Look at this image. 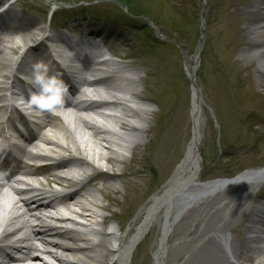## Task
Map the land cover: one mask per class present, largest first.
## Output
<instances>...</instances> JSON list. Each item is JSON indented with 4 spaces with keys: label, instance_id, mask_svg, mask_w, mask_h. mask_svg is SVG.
Segmentation results:
<instances>
[{
    "label": "rangeland",
    "instance_id": "1",
    "mask_svg": "<svg viewBox=\"0 0 264 264\" xmlns=\"http://www.w3.org/2000/svg\"><path fill=\"white\" fill-rule=\"evenodd\" d=\"M20 1L23 2L15 3V7L22 10L28 19L37 20L38 16L36 18V13L24 3L26 1ZM36 1H41L42 5L47 4L45 0ZM61 1H65L67 5H77L78 2V0ZM113 1L115 6L110 4L111 0H105L98 5V8L96 6V9L76 7L68 10L66 11L68 14L72 11H80L82 14L80 13L70 21L68 19L71 16H67L68 19L66 22L65 18V23H68L69 31L75 33L77 30H71L70 27L73 24L78 26L80 20L88 28L93 23H96L97 26L101 25L104 20V24L108 25L107 31L109 27L116 31L112 34V38L117 41L116 51L130 57L135 71L144 76L141 78V84L145 98L152 110L148 129L141 134L140 145L133 149V153L124 152L123 156L126 159L106 162L107 166L113 170L118 172L122 170L123 176L113 179L114 182H117L115 191H112V188L105 190L107 193L106 202L101 201V204L107 206L108 212L93 208L94 212L112 219L110 225L113 229L119 226L121 229L123 228V232L129 228L126 222L131 213L138 207L145 206L148 198L160 191L164 180L168 178L173 165L176 164V159L181 158L183 149L190 138L189 109L192 93L184 68L192 63V56L197 50V45L202 43L194 77L202 103L203 125L199 146L201 180L228 178L243 170H256L264 166V86H258L256 83L254 68L257 66V61L253 59L247 63L241 62V56H245V54L242 55V48H237L230 54L226 53V49L223 52L219 51L216 58H213L212 55V48L218 47V36L215 37L214 32L223 29L225 19L232 17L230 15H232L234 7L231 8V6L234 2L237 5H242L247 0ZM18 4L23 9H20ZM127 7L132 11L143 13L142 16L147 15L150 20H153V23L147 26V19L143 17L125 19L121 11ZM141 28L148 29L152 36L148 37V34L141 32ZM167 36L171 40H168ZM241 36L245 42L243 32ZM149 41L153 44L150 45ZM146 48L150 52L148 56L145 52ZM228 61L244 68L248 67V76L251 82V94L249 95L252 96L251 100H257V104L250 107V101L246 102L247 112L230 113L225 97L217 88L216 77L218 75L211 76L214 67L221 71L229 70ZM239 99H241L240 96ZM134 122V127H137L138 119H135ZM127 133L125 138L134 139L133 135L137 134V131ZM118 138L120 139V137ZM175 144L177 145L174 147ZM174 152H177V156L174 159L176 161L172 163ZM130 154H132L131 158ZM110 155L112 156V153ZM241 189L243 190V188ZM96 199L99 198L96 197ZM224 201L230 202V200ZM213 204L210 198L201 201L175 222L172 234L167 240L163 264H208V261H211L210 255L214 250L217 252L218 244H215L210 238H212L213 231L216 233L217 230L205 226L203 232L206 234L201 236L198 228L188 226L187 222L200 210L203 214L200 215L199 220L202 219L208 223L214 222L218 218L216 216L221 207L211 210ZM232 204L235 206V202ZM112 211H116V213L112 214ZM225 213V208H222L221 215ZM236 232H231L228 226L219 233L229 237L232 235L236 240L241 241L242 233L238 238V230ZM198 237H202V239ZM154 240L155 229L153 227L133 250L130 264H153ZM204 240L215 246L211 248L208 246L204 260L191 262L185 256V251L187 252L189 249L188 245L200 247ZM243 253L241 250V257ZM219 256L221 264H223L225 261L221 255ZM110 260L111 257H109ZM240 262L239 260L234 264ZM212 263L214 264V262ZM229 264L231 263L229 262Z\"/></svg>",
    "mask_w": 264,
    "mask_h": 264
},
{
    "label": "bare ground",
    "instance_id": "2",
    "mask_svg": "<svg viewBox=\"0 0 264 264\" xmlns=\"http://www.w3.org/2000/svg\"><path fill=\"white\" fill-rule=\"evenodd\" d=\"M234 6L235 4L233 3L231 8ZM8 10L9 9H6L0 12V15L5 16ZM230 16L232 17H227L225 19V25L222 26L224 28L214 32L215 37L218 36V47L216 46L212 48L213 58L217 57V53L219 51L223 52L226 49V53L228 52V54H230V52H233L235 49L242 47V55L245 54V56H241V62L247 63L253 59L257 61V66L254 68L256 83L258 84V86H264V0L248 1L244 9H242L240 13L238 12V9L234 8L232 11V15ZM26 25H31V29L33 30L26 32L20 31L18 34V39H16L15 41L16 43L27 47L32 43L40 44L45 41H51V36L48 35L46 30L40 27L37 22L32 23L30 21ZM241 32H243L245 35V42L243 41ZM9 38L10 37H8L5 41H8ZM11 49L13 51H16L17 46L11 47ZM33 49L34 48L30 46L27 55L28 53H32ZM4 52L6 51L4 50ZM4 52L0 50V56L3 59L0 67L4 69V65H7L8 63L10 64V67L6 70V73L0 74L1 86L3 83H8L5 90H9V88L12 89V87L14 86L13 84L15 83L14 81L16 79L14 73L17 71H23L29 83L28 87L39 92L40 90L37 86L38 82L34 80V77L36 75H39L38 73H40V75H42V73L39 71L29 72L24 68L21 62L18 63V61L21 59V56L15 58L9 56V54ZM68 61L72 62L70 59ZM104 64H106V66H111L114 69L113 72H129V70L127 71V67L119 66L114 62H106ZM228 64V67L230 66L229 70L221 71L219 68L215 67L213 69L218 75V83L220 86L218 89L225 97V101L229 104V107L232 111H234V103L236 111H239L240 113L247 112L248 108L245 105L246 102L250 101V107H254L257 104L256 100H251L252 96L249 95L251 94V82L248 76V67L244 68L243 66H239L232 61H228ZM69 65L71 67V70H69V72H73L75 75L90 70V66L82 65L79 66V68H76V66L72 64ZM186 68L190 75H192L193 71L190 69V65H187ZM11 80H13V82ZM78 80L82 83V85L102 86L103 91L105 90V95L110 94L111 92H117V90H123L124 87L122 84H120L117 77H113L105 81L98 80L96 82L89 83L82 78H78ZM136 80L139 81V78H136ZM9 85H11V87H9ZM192 91L193 108L191 110V119L193 122L194 138L189 142L184 156L176 165L175 169L173 170L172 174L170 175L169 179L166 181V184L162 187L160 192L150 198V200L145 204L144 208L135 213L136 218L132 227L130 229L128 228L125 233H121L118 236L115 233H105L101 229L94 230L95 232H93L92 236L89 238L92 240V242H96L94 246L88 248H80L75 245L70 246L68 244H52V240L50 242L41 240V246L49 245L52 248H57L64 252L62 256L50 254V258L57 260L59 264H111L109 261V257H111V260L114 261L112 264H129L132 248L135 247V244H137L138 240L143 238L144 235L152 228V226H155L156 233L153 243V261L154 264H163L164 255L167 248V240L169 239L170 233L173 230L172 224L175 222V220L180 218L184 211H186L189 207L191 208V206L197 204L201 199H206L211 195H215L219 190H221V188L228 186L227 184L225 185L223 181L211 183L210 186L199 184V174L201 167L199 158L196 157L194 149H199V133H201L203 122L201 113L202 103L197 84L194 80L192 83ZM85 93V90L81 92L83 96L85 95ZM128 93L133 99L140 98L137 92ZM239 96L241 99H239ZM95 105L97 104H93V106ZM126 105V102L116 104V106L120 108V111L118 112L119 116H117L119 130L124 132L137 131V134L133 135L134 139L121 137L120 141L116 142V145L126 151H132L134 148H137L140 145V136L146 130V127H144L142 123L137 124V128L133 127L131 126L129 120H126V117L131 116V118L133 119L141 120L152 110L148 106L147 108L139 107L138 109H131L130 106ZM49 117L57 116H47L46 114V119L42 118L40 120V123L44 125H36V129L32 137H30L29 139L24 138L26 147H37L38 143L40 142L45 145H53L59 148V150L65 155V157L60 156L53 150H50L53 153V157L55 159V162L52 165V169L65 167L71 162H76L82 165L84 168L89 169L91 171V175L88 177H83L82 180L78 182L79 187H77L74 192L62 198V200H64L66 205L67 202H72L79 205L84 210V212H86L85 215L88 220L96 221L97 217H99L104 221L105 217L94 212L93 208L98 207L100 209H106V206L99 203L93 197V195L90 194V192L86 193V195L91 198V200L89 199V201H87V203L89 202L88 204H84L87 197L82 201V203L79 202L77 198L80 195L83 196L86 192L84 190V186L86 184H91L93 187H96V181H101V179L104 177L105 178L103 180V184H105V187L110 188V184L113 187L112 180L116 176H114L113 173H104L98 168V166L101 167L105 161H107V163L111 162L110 157L112 156L110 154L112 151H110L108 148H105L104 146H101V149H99V147H97V143L94 142L95 140L89 142L88 139L86 140V138H83V134L81 133L80 136L83 141L82 143L80 137L76 136V133L74 134V132L64 126L63 123H60L61 127L59 128L63 130L64 133H66L64 136L67 138V142L61 143L60 140L62 138L60 136L57 137L54 134L56 133L54 132V129L57 130V127L48 121L47 118ZM69 117H71L69 118V121H71V119L73 118L77 119V121L84 124L85 127L87 126V129H91L92 134L94 135L103 132L99 131V129L97 128L94 129L92 126H90V124H86L85 120H83L76 114H73L71 116L69 115ZM43 130H45V132ZM47 131H49V134L52 133L55 138H53L51 134V136L47 135ZM81 144L85 148L80 146ZM86 146H89V148H86ZM88 150H90L92 153L90 159L83 158L82 156L76 157L74 155V153H80L84 156V153H86V151ZM103 150L105 151L103 152ZM28 151L29 149L27 148L23 150V152L26 153ZM116 156H118V154H116ZM29 157L33 156L29 153ZM95 161L98 166L95 165ZM18 162L20 161L17 160V163ZM106 167L109 170H113V168L108 166H105L103 168L106 169ZM120 176H123L122 173ZM234 183L248 185L251 190L249 191V193L252 194V191L259 188L264 183V171L263 173L247 172L239 177L235 182H233V184ZM104 193L105 196H107V193ZM40 195L41 194L38 193V195L36 196ZM248 195H242L239 193L235 194L232 198V201L235 202L239 200V205L233 206V208L230 210L229 216L225 218L222 217L221 210L218 211L216 216L218 217V224L213 225L216 228H214L212 224H209L208 227L211 226L214 229L218 230L224 229V227H228L227 224L243 207L244 210L240 216L239 221H237L235 227L232 228L233 230L237 228L238 237L240 233H243L241 241L239 240L238 243L233 237H227L225 235H220L217 238L219 240V243L222 245L225 253L234 261L237 262L240 259V250L242 247V249H245L243 259H248L249 255H255V259L260 260V262L264 264V219H261L260 216L256 215V207L249 204L248 198L250 196ZM218 202H221L219 204H222L223 206L224 201H222V199H218ZM17 203L18 201H14L11 206V210H18L16 212V215L13 216L14 218H7L2 222L0 221V224L2 223L1 225H3V228L0 231V264H12L17 262L19 264H27L26 261L31 262L32 257L34 255H37V252L35 251L38 250V246L34 243V238H36V236H33L32 231H30L29 229L33 230L32 228H42L46 226L44 224L42 226L36 227L34 224H32L31 221L35 220L41 223L42 220L35 218L32 212L27 208V206L21 208L19 205H17ZM38 207V209L48 208V206ZM160 211H163L161 216H159ZM163 217L165 218V221ZM207 218L209 219V216ZM12 219L17 224L9 229L8 225L10 224V221ZM236 219L237 218H235L233 221H235ZM131 221H133V219ZM23 228L28 229V232L21 231ZM18 230L20 231L18 232ZM46 232H50L54 237H59V235H61L62 237H67V239L74 241L81 239L86 240V238H88L87 236H84L82 234H77L75 232L69 231H62L59 234V231L51 229L49 227L46 228ZM12 234L18 236L19 239L10 240L9 237ZM19 240H22L27 244H25L23 247H18L17 243ZM238 244L239 248L237 247ZM208 246V243L205 241L197 250H193L192 254L189 256L191 262L195 263L196 260L197 262L200 259L204 260L206 257ZM10 252L18 253L21 259H16V262L12 255H10ZM210 258L211 261H208V264L212 262H214V264H221L222 262L220 256L217 255L216 251H212ZM223 264L227 263L223 262Z\"/></svg>",
    "mask_w": 264,
    "mask_h": 264
},
{
    "label": "snow or ice",
    "instance_id": "3",
    "mask_svg": "<svg viewBox=\"0 0 264 264\" xmlns=\"http://www.w3.org/2000/svg\"><path fill=\"white\" fill-rule=\"evenodd\" d=\"M37 79H39V78H37ZM45 90L47 91V89H45ZM33 101L35 103H37L41 108H47V107L50 106V103H56L57 102L55 97H50L49 98V102L50 103H45L43 99L37 100L36 97H33Z\"/></svg>",
    "mask_w": 264,
    "mask_h": 264
}]
</instances>
